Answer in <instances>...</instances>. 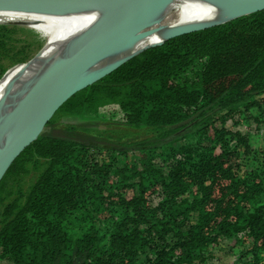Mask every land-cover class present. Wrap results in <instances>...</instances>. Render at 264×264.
<instances>
[{
  "label": "trees",
  "instance_id": "1",
  "mask_svg": "<svg viewBox=\"0 0 264 264\" xmlns=\"http://www.w3.org/2000/svg\"><path fill=\"white\" fill-rule=\"evenodd\" d=\"M17 29L0 23V79L2 58L34 56ZM103 106L133 131L59 119ZM245 118L264 122V9L131 56L71 95L0 180V264H214L232 239L235 264H264V134Z\"/></svg>",
  "mask_w": 264,
  "mask_h": 264
},
{
  "label": "water",
  "instance_id": "2",
  "mask_svg": "<svg viewBox=\"0 0 264 264\" xmlns=\"http://www.w3.org/2000/svg\"><path fill=\"white\" fill-rule=\"evenodd\" d=\"M171 0H0V10H23L61 13L76 9L106 5L107 14L99 20L81 40L70 47L46 73L26 97L17 116L16 123L0 141V180L18 157V155L44 129L56 110L76 91L84 88L122 62L143 49L164 42L166 39L223 23L244 14L264 9V0H220L229 12L225 21L206 25L186 27L158 42L115 61L97 75L77 83L78 75L92 65L104 52L121 44L144 38L159 29V26L139 31L130 27L158 14ZM20 64V63H19ZM15 114L7 116L0 124V129L9 125Z\"/></svg>",
  "mask_w": 264,
  "mask_h": 264
},
{
  "label": "bare ground",
  "instance_id": "3",
  "mask_svg": "<svg viewBox=\"0 0 264 264\" xmlns=\"http://www.w3.org/2000/svg\"><path fill=\"white\" fill-rule=\"evenodd\" d=\"M9 11L24 12L30 20L38 22L34 28L48 35L50 40L28 62L9 68L0 79V124L7 116L16 115L9 125L0 129V141L14 127L26 97L59 58L107 14L109 7L98 5L61 13ZM228 17L229 12L220 0H171L158 14L129 29L139 31L159 26L157 31L107 50L78 75L76 85L97 75L115 61L165 39L182 28L225 21Z\"/></svg>",
  "mask_w": 264,
  "mask_h": 264
},
{
  "label": "rangeland",
  "instance_id": "4",
  "mask_svg": "<svg viewBox=\"0 0 264 264\" xmlns=\"http://www.w3.org/2000/svg\"><path fill=\"white\" fill-rule=\"evenodd\" d=\"M0 23H11L13 25H17L18 37L27 43L26 50H25V45L21 43L22 45H24L23 48L24 53H28V54L32 53V55H35L43 47V45L48 40H50L48 35H44L40 31L34 28V25L38 22L30 20L24 14V12L9 11V10L0 11ZM31 32L37 33V39H35L33 33ZM1 62L6 67V71L9 68L13 67L14 65H17L19 63H26V62L12 63L13 62L12 58L8 56L2 58ZM109 107L114 111V108H112L111 106ZM114 116L115 115H113L112 112H108V106H103L101 107V115L99 114V116L97 117H82V116L61 114L59 116V119L63 123H72L78 126L89 127L93 129V131L103 130L104 135H111V137L113 138H116L120 134L129 133L133 131L131 128L125 126L123 123H119L121 121L116 120ZM259 124H261V128H262L264 122H260ZM242 125L245 126L246 129H248L249 131H252L251 138L254 141H256L259 138V135L264 134V129L256 128L255 125L252 126V123L251 121H249L248 118H245V121ZM144 180L148 186L156 182L153 173L145 174ZM234 244H236V242ZM234 248L227 247L224 249V251L226 252V253L224 252V254H228L231 260H233L234 255H236L235 253H237V246H235ZM213 263L224 264V258L221 255V253H215Z\"/></svg>",
  "mask_w": 264,
  "mask_h": 264
},
{
  "label": "built area",
  "instance_id": "5",
  "mask_svg": "<svg viewBox=\"0 0 264 264\" xmlns=\"http://www.w3.org/2000/svg\"><path fill=\"white\" fill-rule=\"evenodd\" d=\"M235 243V240L234 239H232L231 241H230V243L228 242V241H226V240H223L219 245H217L216 246V248L214 249V251H215V253H221V255L223 256V258H224V264H235V260H236V258H238L239 259V257H240V255L238 254V252L237 253H235L236 255H234V258H233V260H229L228 259V255L227 254H224V248L222 249V247L225 245V244H228V246L227 247H229V248H231V246L233 245ZM226 247V248H227ZM226 253V252H225Z\"/></svg>",
  "mask_w": 264,
  "mask_h": 264
},
{
  "label": "crops",
  "instance_id": "6",
  "mask_svg": "<svg viewBox=\"0 0 264 264\" xmlns=\"http://www.w3.org/2000/svg\"><path fill=\"white\" fill-rule=\"evenodd\" d=\"M228 246V244H225L223 247H222V249L224 248H226ZM228 255V254H227ZM233 258V257H232ZM228 259L230 260V258H229V255H228Z\"/></svg>",
  "mask_w": 264,
  "mask_h": 264
}]
</instances>
